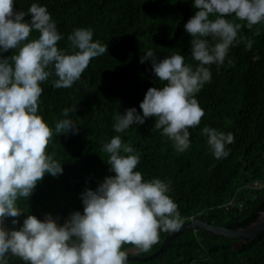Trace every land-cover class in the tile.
<instances>
[{
	"label": "trees",
	"instance_id": "1",
	"mask_svg": "<svg viewBox=\"0 0 264 264\" xmlns=\"http://www.w3.org/2000/svg\"><path fill=\"white\" fill-rule=\"evenodd\" d=\"M32 3L47 8L62 37L57 43L61 50L72 51L67 38L77 28L91 29L93 40L107 44L108 50L93 58L69 88H53L55 75L41 83L37 114L53 129L47 152L63 171L56 176L45 173L27 200L17 201L21 215L4 219L5 229L19 230L27 215L44 220L51 214L63 224L71 213L83 214L81 194L95 191L105 177L115 175L107 164L109 154L101 149L117 135L140 156L136 171L146 181L158 178L169 185L167 195L177 204L181 222L199 218L234 229L255 220L264 209V21L249 29L234 14L225 17L244 26L224 63L206 65L211 80L195 94L204 115L198 126L189 128V148L177 152L174 142L155 129V117L116 133L114 116L131 107L142 115L139 105L147 89L167 83L159 81L151 60L140 62L149 49L157 59L175 52L184 56L186 65L198 66L184 28L198 11L194 0H14V10L27 13ZM30 19L25 15V22ZM38 36L33 30L28 39ZM205 39L210 46L218 42ZM247 40L253 41L250 49ZM17 51L0 52V57ZM65 108L73 109L67 118L73 120L75 132L57 134L55 122L65 118ZM204 127L234 135V142L226 145V157L215 158L202 134ZM253 182L260 185L254 187ZM168 232L161 229L158 243L147 252L123 245L127 256L150 255L128 258L127 264H264V234L235 249L233 239L192 227L154 254ZM7 258L8 264H29L11 252Z\"/></svg>",
	"mask_w": 264,
	"mask_h": 264
},
{
	"label": "clouds",
	"instance_id": "2",
	"mask_svg": "<svg viewBox=\"0 0 264 264\" xmlns=\"http://www.w3.org/2000/svg\"><path fill=\"white\" fill-rule=\"evenodd\" d=\"M193 6L198 11L184 28L191 36V55L198 66L186 65L184 56L175 52L157 59L151 49L146 51L140 62L151 60L159 81L167 83L147 89L139 105L142 115L135 107L117 113L116 133L155 117V129L174 142L176 151L187 150L189 128L198 126L204 115L195 94L211 80L206 65L224 63L244 26L225 17L234 14L249 29L264 21V0H194ZM27 14L29 22L24 21ZM33 30L39 36L29 40ZM206 37L218 42L210 46ZM61 38L45 6L32 3L25 13L14 10V0H0V52L18 50L0 57V264H8L9 252L29 264H127L123 245L147 252L158 243L161 229L177 230L181 219L177 204L167 195L169 185L158 178L146 181L136 171L140 156L119 135L101 149L109 154L107 164L115 175L105 177L95 191L86 189L81 194L83 214L73 212L63 224L51 214L44 220L27 215L19 230L3 227L6 217L21 215L17 201L27 200L45 173L56 176L63 171L47 152L53 129L37 114L41 83L55 75L53 88H69L93 58L108 50L107 44L93 40L91 29L73 30L67 38L71 52L58 48ZM252 43L247 40V48ZM72 110L64 109L65 118L55 122V133L75 132L73 120L67 118ZM202 134L215 158L229 154L226 145L234 142L232 133L204 127Z\"/></svg>",
	"mask_w": 264,
	"mask_h": 264
},
{
	"label": "water",
	"instance_id": "3",
	"mask_svg": "<svg viewBox=\"0 0 264 264\" xmlns=\"http://www.w3.org/2000/svg\"><path fill=\"white\" fill-rule=\"evenodd\" d=\"M264 202V196L261 199ZM192 227H199L201 229L223 235L233 239V244L235 249H239L240 246L247 240L253 239L264 234V209L259 210L257 217L254 221H252L249 225L245 227H238V228H228L225 226L214 225L208 223L207 221L199 218L189 219L187 221L181 222V226L177 230L169 231L161 242V246L159 249L154 253L157 254L163 246L175 235L182 232L185 229H189ZM149 256L146 257H138L134 255L128 256L129 259H147Z\"/></svg>",
	"mask_w": 264,
	"mask_h": 264
},
{
	"label": "rangeland",
	"instance_id": "4",
	"mask_svg": "<svg viewBox=\"0 0 264 264\" xmlns=\"http://www.w3.org/2000/svg\"><path fill=\"white\" fill-rule=\"evenodd\" d=\"M252 185H253L254 187H256V186H259L260 184H259V182H253Z\"/></svg>",
	"mask_w": 264,
	"mask_h": 264
},
{
	"label": "flooded vegetation",
	"instance_id": "5",
	"mask_svg": "<svg viewBox=\"0 0 264 264\" xmlns=\"http://www.w3.org/2000/svg\"><path fill=\"white\" fill-rule=\"evenodd\" d=\"M262 205H264V203H263ZM259 208H261V206H260V205H259Z\"/></svg>",
	"mask_w": 264,
	"mask_h": 264
}]
</instances>
